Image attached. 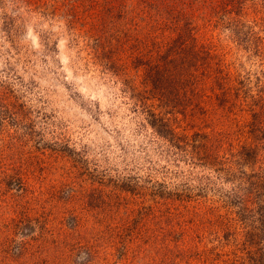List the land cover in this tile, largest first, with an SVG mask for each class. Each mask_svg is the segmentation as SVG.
Masks as SVG:
<instances>
[{
    "label": "rangeland",
    "instance_id": "rangeland-1",
    "mask_svg": "<svg viewBox=\"0 0 264 264\" xmlns=\"http://www.w3.org/2000/svg\"><path fill=\"white\" fill-rule=\"evenodd\" d=\"M255 172L264 0H0V264H264Z\"/></svg>",
    "mask_w": 264,
    "mask_h": 264
},
{
    "label": "trees",
    "instance_id": "trees-1",
    "mask_svg": "<svg viewBox=\"0 0 264 264\" xmlns=\"http://www.w3.org/2000/svg\"><path fill=\"white\" fill-rule=\"evenodd\" d=\"M158 71H160L159 68H156V70H154V72L158 73ZM149 116L148 120L150 122V124L153 126V128L162 135H166L167 132H169V129L166 128V121L163 120V117L157 115L156 113H154L153 111L149 112ZM257 147L253 146V147H247L244 151V157L248 158V157H253V159L257 160V151H256ZM255 176L254 180L251 181L252 183V187L254 188V192H255V196L257 197V199L260 201L259 202V207L261 210H264V174H259L256 173L252 174V176ZM262 214V213H261Z\"/></svg>",
    "mask_w": 264,
    "mask_h": 264
}]
</instances>
